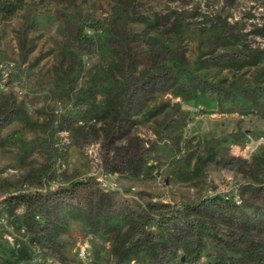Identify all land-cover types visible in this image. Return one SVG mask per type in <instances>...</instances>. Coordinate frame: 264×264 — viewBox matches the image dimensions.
I'll return each mask as SVG.
<instances>
[{
  "label": "rangeland",
  "instance_id": "obj_1",
  "mask_svg": "<svg viewBox=\"0 0 264 264\" xmlns=\"http://www.w3.org/2000/svg\"><path fill=\"white\" fill-rule=\"evenodd\" d=\"M264 0H26L0 19V264H264Z\"/></svg>",
  "mask_w": 264,
  "mask_h": 264
},
{
  "label": "trees",
  "instance_id": "obj_2",
  "mask_svg": "<svg viewBox=\"0 0 264 264\" xmlns=\"http://www.w3.org/2000/svg\"><path fill=\"white\" fill-rule=\"evenodd\" d=\"M26 0H0V19H8L21 10ZM251 167L257 172L264 173V151L252 158Z\"/></svg>",
  "mask_w": 264,
  "mask_h": 264
}]
</instances>
